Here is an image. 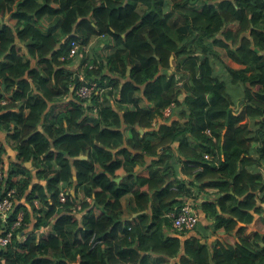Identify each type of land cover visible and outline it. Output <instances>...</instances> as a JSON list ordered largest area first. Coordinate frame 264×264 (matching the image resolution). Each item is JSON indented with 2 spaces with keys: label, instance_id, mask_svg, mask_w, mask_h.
<instances>
[{
  "label": "trees",
  "instance_id": "1",
  "mask_svg": "<svg viewBox=\"0 0 264 264\" xmlns=\"http://www.w3.org/2000/svg\"><path fill=\"white\" fill-rule=\"evenodd\" d=\"M137 4L143 12L134 9ZM93 37L105 40L108 73L90 61L94 68L85 69V78L111 89L85 104L70 89L79 82L66 70L72 61L66 57L72 42L91 49ZM18 42L27 49L26 61L18 55ZM227 82L244 85L241 111H234ZM3 92L11 97L2 106L0 124L6 129L13 123L14 138L24 139L19 159L45 155L47 163L54 159L59 165L45 175V187L30 192L28 179H12L18 173L6 178V186L19 193L16 201L23 197L32 211L17 204L25 221L34 216V229L50 231L28 235L23 243L14 239L0 252L4 264H162L179 255L196 264H264V233L246 229L264 203V0H0V99ZM141 101L146 105L140 107ZM49 105L54 107L48 110ZM170 105L178 118L141 137L136 129H149ZM49 112L57 113L50 119ZM125 140L129 146L119 155L114 149ZM174 143L179 155L203 166L195 174L186 171L194 175L190 186L217 195L200 206L221 238L211 247L200 242L197 229L182 243L164 238L165 215L176 213L185 197L191 199L187 184L167 165ZM205 153L213 161H205ZM146 157L155 169L136 180L141 189L116 182L125 160L146 165ZM256 165L263 174L248 171ZM64 186L75 193L61 203ZM129 191L145 214L138 222L126 221L120 241V199ZM34 199L43 208H34ZM77 213L83 214L81 223ZM93 235L103 247L91 249Z\"/></svg>",
  "mask_w": 264,
  "mask_h": 264
},
{
  "label": "crops",
  "instance_id": "2",
  "mask_svg": "<svg viewBox=\"0 0 264 264\" xmlns=\"http://www.w3.org/2000/svg\"><path fill=\"white\" fill-rule=\"evenodd\" d=\"M137 12H143V9L137 4L136 8H134ZM5 18L8 19V21L14 26L16 24L15 20H11L7 15H5ZM94 38V37H93ZM95 41V43L92 45L93 47L90 49L88 53L82 52L80 51L79 55L75 58V61H71L68 66H66V70H70L71 72L75 73V72H80L81 69V62H84L86 59L88 62L90 61H95L96 63H101V66H103L104 71L103 74L108 73V67H107V63L105 62V53H104V48L106 47L105 45V40H97L96 38L93 39ZM16 49L18 52V55L23 57L22 60L26 61L28 59L27 57V49L24 46V44H22L21 42L16 43ZM232 67L234 68L235 64H231ZM30 66L31 68H35L36 67V61L31 60L30 61ZM220 66V65H219ZM237 67H239L237 65ZM238 69V68H237ZM131 70V68H130ZM174 70V67H171L170 69V74H168V77L172 74ZM128 74L130 71H127ZM215 72L220 74L222 73V69L221 67H218L215 65ZM112 78H116V73L112 76ZM222 78V77H221ZM228 83V82H227ZM228 83L227 84V90H229V95L231 96L232 102L233 104L235 103L236 106L234 107V111L240 110L242 109V107H240L241 103L243 102V97L245 94V90H244V85H238L236 87H231ZM72 91H74L72 88H70ZM4 97L0 99V115L3 113L2 112V101H5L6 103L4 105H7L8 102L4 99H9L11 97V93H5L3 92ZM69 98V97H67ZM67 100V99H65ZM61 101V100H60ZM63 101V100H62ZM143 105H146V103L144 101H141L139 106L142 107ZM86 106V105H85ZM54 106H50L48 107V110L50 108H52ZM128 110H134L135 107L134 105H128L125 107ZM10 111V110H9ZM15 111V110H13ZM174 111V109H173ZM170 113L169 115H167V117H165L162 113V118L160 119V121L154 120L151 123V126L149 127V129H136L137 132L139 133V135L141 137L143 136H149L152 133L157 134L158 131L160 130L159 125L162 124V122L165 121H169L171 120L170 118H178V114L176 112ZM57 112L50 114L49 118L52 119L54 116H56ZM28 114V109H24V115ZM86 114L89 118H92L93 116L90 115V111L87 110ZM131 119V117H129ZM1 120V118H0ZM160 122V123H159ZM65 126V125H64ZM158 126V127H157ZM14 124L11 123L9 128H4V126H2V124H0V161L2 164V167L4 168V171L7 175V179L13 174V173H18V177L17 178H12L14 179V181H18L20 179H28L29 180V187H28V191L30 192V190L32 189L33 186H42L45 187L46 184V174L51 173L52 171H55L56 169H58L59 165L57 164V161H55L54 159L52 161H50L49 163H47V161L44 159L45 155L43 156H38L36 158V160H33L34 157L29 158L26 161H21L19 159L18 156V148H19V144L24 140L23 138H21L20 136L18 138L20 139H15L14 138ZM43 129V122L38 126V131H41ZM125 136L126 137H130L131 133L128 132V130H125ZM129 146L128 141H124L123 145H121V143L119 142V147L115 148L114 150L117 151L119 150V155L122 154L124 147ZM129 149H131L129 147ZM178 144L174 143L172 144L169 149H168V156H169V163L167 164L168 166L170 165L173 169V173H175V178L180 181L183 182L185 184H187L188 188L191 190L190 192V200H189V204L193 205V207L197 210L198 215H199V225L197 226V228H195L194 230H196V233H198L199 235V240L201 243L203 244H209L211 247L213 244H217V241L219 239H221L219 236H217V234L215 235L213 233V218L207 216V214H205V212L203 211V209L200 207L201 203L205 202V201H216L217 200V195H210V194H206L200 191L199 189V184H195V186H190L191 184H193V178H191V176H188L186 174V171L188 170L189 166L186 165V163L192 161L191 158H186L183 157L181 155H179L178 153ZM50 151H53L55 154V151H57L56 148L53 147V145H51ZM48 153V152H47ZM83 159H86V156L82 157ZM149 157H146L144 159H146V165L143 163L144 162H130L125 160L123 163V166L120 168V170H118L116 172V176H117V183L119 182H126L127 185L129 187H131V189L134 190H138L141 189L138 186V183L136 182V180H142L145 178H148L150 175L151 170L155 169L149 166H152V163L150 161V159H148ZM189 165V164H188ZM17 170H21L20 172ZM250 173H262L263 174V169H261V167L259 166H254V167H250L248 170ZM130 174V178H126V175ZM74 181V183H76V176L74 175L72 178ZM173 180L172 178L170 179V181ZM168 182V180H167ZM171 189L175 190V183L171 184ZM65 188L61 189V191H67L68 194L70 193H75L74 189H70L68 186H64ZM81 190L83 191V189L80 187V190L78 192H81ZM176 191V190H175ZM132 191L126 193L124 196L121 197L120 199V205H121V213H120V219L122 221V231L120 233H118V237L120 239V241H122L125 237V231L123 230L125 227V223L126 221H130V220H137V222L139 221V217L144 215L145 212H140L137 210L136 205L133 201V196H132ZM79 194V193H78ZM19 196V193L18 195ZM82 195H78V202L81 200ZM187 198V197H185ZM36 199L33 200V206H34V201ZM188 200H184V202H187ZM88 202L92 205L94 203V198H89ZM183 203V201H182ZM181 203V204H182ZM17 204L21 205L23 204L27 211L29 212V214L32 213V211L30 212V207L29 205L26 204L25 199L23 197H21L19 200L16 201V211L15 213L18 211L17 210ZM151 205L152 207H156V198L155 195H153L152 199H151ZM181 206V205H180ZM260 206H262L261 210L254 214L252 217L251 222L247 225L246 229L249 233L252 232H261L264 233V203L260 204ZM35 208V206H34ZM37 209V208H36ZM20 210V209H19ZM38 210V209H37ZM81 210V207H79V211ZM179 210V209H178ZM177 210V211H178ZM173 213V212H171ZM169 213V214H171ZM165 215V218H167L169 221V217L168 215ZM78 215V221L79 223H81L83 214L82 213H77ZM31 216V215H30ZM32 220L31 222L28 221V225L27 228L23 231L24 234L30 232L32 229H34V223H35V217L31 216ZM167 221L165 227L163 228V235L164 238L167 237H178V239L180 240V242L182 243L186 238L191 237V236H195L197 235L194 230L193 231H186L182 234H178L174 231V229L172 228V225H170L171 221L169 222ZM240 226H244L242 224H240ZM50 229H48L46 231L49 232ZM23 234V236H24ZM261 249H264V244H261L260 246ZM211 249V248H209ZM51 254V252H50ZM1 260H0V264H4V258L2 255H0ZM181 255H179L178 257H175L173 259H169L168 261L163 262L162 264H196L191 260H186L184 258H180Z\"/></svg>",
  "mask_w": 264,
  "mask_h": 264
},
{
  "label": "built area",
  "instance_id": "3",
  "mask_svg": "<svg viewBox=\"0 0 264 264\" xmlns=\"http://www.w3.org/2000/svg\"><path fill=\"white\" fill-rule=\"evenodd\" d=\"M98 37L103 39V35H99ZM80 51L88 53L89 46H82L79 42H72L66 59L75 61V58L79 55ZM60 60L64 61V58H61ZM80 64L82 65L80 72H75L78 76L79 84L72 87V89L75 91L77 97L85 104L92 101V99L96 97L101 100L111 88L106 85H100L97 80L87 81L85 78V69H93L94 65L88 64L87 59ZM104 83H106V81H104ZM4 99L8 102V99ZM5 103V101H2L3 106ZM172 108L173 105L168 106L163 112V115L167 117V115L172 113ZM204 133L207 136L212 135L208 128L204 130ZM202 158L208 162L213 161L212 156L207 153L203 154ZM215 164L217 165V163ZM188 166L193 169V174L203 170V166L197 162H190ZM6 178L7 175L0 161V252L2 250H6V248L13 243L14 239L23 243L26 236L31 234H46V231L49 229L48 227L47 229H32L26 234L23 233V231L27 228L28 222L24 219L23 211H17L15 213L17 192L14 188L6 186ZM191 178H194V175H192ZM174 189L176 190V188ZM67 194L68 192L61 191L58 197L59 202L64 203L67 199ZM186 199L188 201L184 202ZM189 200V198H184L183 203L178 208L179 210L176 213L168 215L172 228L178 234H182L186 231H193L199 225L198 212L193 205L189 204ZM34 206L37 209L43 208L38 199L34 201ZM91 238L92 239L89 243L91 249L96 248L98 245H102V247L104 246L103 240L96 238L95 235Z\"/></svg>",
  "mask_w": 264,
  "mask_h": 264
},
{
  "label": "rangeland",
  "instance_id": "4",
  "mask_svg": "<svg viewBox=\"0 0 264 264\" xmlns=\"http://www.w3.org/2000/svg\"><path fill=\"white\" fill-rule=\"evenodd\" d=\"M230 64H232L231 62H230ZM215 65L217 66V68L218 67H220L219 66V63L217 62V63H215ZM241 67V66H240ZM240 67H237V65L235 64V66H234V68H240ZM168 74H170V70L168 71ZM231 87H236L235 85H232V84H229ZM227 93L229 94V90H227ZM244 98V97H243ZM233 106H236V104L234 103V105Z\"/></svg>",
  "mask_w": 264,
  "mask_h": 264
},
{
  "label": "water",
  "instance_id": "5",
  "mask_svg": "<svg viewBox=\"0 0 264 264\" xmlns=\"http://www.w3.org/2000/svg\"><path fill=\"white\" fill-rule=\"evenodd\" d=\"M170 60H172V57H170ZM171 64H172V62H171ZM172 67H173V65H172ZM128 71H130V67L128 68ZM117 181V180H116Z\"/></svg>",
  "mask_w": 264,
  "mask_h": 264
}]
</instances>
